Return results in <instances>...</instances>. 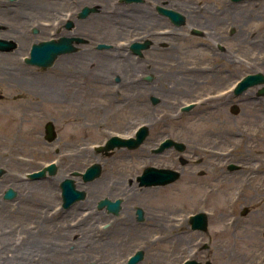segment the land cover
Returning <instances> with one entry per match:
<instances>
[{"label": "rangeland", "instance_id": "374dc122", "mask_svg": "<svg viewBox=\"0 0 264 264\" xmlns=\"http://www.w3.org/2000/svg\"><path fill=\"white\" fill-rule=\"evenodd\" d=\"M18 1H12L11 6L20 8L22 4ZM36 1L40 4L44 0H32L30 12H36V21L16 27L22 30L19 34L15 27H7V23L15 26L10 20L13 16L0 17V37H14L18 43L11 51H0V167L6 169L0 176L1 264H111V261L125 264L139 249L144 251V258L137 264H179L188 258L201 262L210 260L213 264H258L257 259H264V227L259 224L264 222V101L250 102L245 110L234 115L227 109L212 110L217 103L208 102L210 99L206 96L209 95L174 93L168 98L172 104L168 108L144 112L145 117L140 118L141 113L125 102L126 94H117L113 86L107 95L98 88L90 89L91 97L80 93L81 98L87 97V102L78 101L74 96L72 99L74 87L68 88L62 81L64 77L68 83L70 69L63 75L57 64L39 67L27 63L25 57L33 42L57 33L58 27L41 30V20L69 16L76 0H51L55 9L49 7L51 10L45 15L41 5L35 6ZM15 18L20 19L18 15ZM73 58V54L62 55V62L74 69ZM112 67H115L113 61L109 70ZM183 81L180 79L177 83L181 84L174 86L183 89ZM253 91L254 88H250L241 97L251 96ZM160 97L166 98L162 93ZM190 101L198 103L191 110L182 111L181 106ZM147 115L155 123V129L160 126L167 130L165 124L186 125V129L192 131L191 139L186 141L188 149L207 158L209 165L203 167H210L209 173L222 167L227 169L224 161L243 159L246 165L242 177L244 182L251 179L253 186L238 187L241 177L210 187H193L186 182L189 174L185 170L183 176L168 187H158L170 188L168 192L172 196L161 197L164 192L158 189L150 192L140 189L131 179L135 181L143 165L155 162L162 165L166 160L165 155L152 156L155 141L146 139L137 148H115L111 154L98 152L95 146L104 143L113 133L134 132L138 124L148 121ZM49 120H53L58 133L52 141L46 140L44 135V126ZM87 122L90 124L88 132L84 127ZM53 160L59 167L56 174L41 179L28 177L30 171ZM94 162H100L103 167L98 178L84 181L81 176L73 175L74 171H84ZM65 177H74L78 188L86 189L88 196L68 209L56 208L62 203L60 182ZM9 187L17 193L12 199H5L4 192ZM53 194L57 195L56 199ZM105 196L123 198L119 216L109 217L96 208L97 201ZM183 202L186 205L183 206ZM160 205L173 211L183 210V222L178 228L159 219ZM138 206L145 211L141 221L136 218ZM243 206L255 208L252 217L240 214ZM53 208L54 212H59L51 215ZM201 210L209 215L206 232L193 230L189 224L190 214ZM61 213L60 234L55 236L53 218ZM93 234L100 241L94 247V254L80 259L83 250L89 248L87 238ZM156 237L161 241L153 243ZM121 239L125 245H117V251L109 248L108 253V244ZM54 243L57 249L52 247L55 249L51 250L50 245ZM165 248L168 251L162 250ZM64 249L73 253L69 254L70 259L62 254ZM17 251L14 258L12 252ZM28 251L32 254L27 255ZM163 252L166 255L160 254Z\"/></svg>", "mask_w": 264, "mask_h": 264}, {"label": "flooded vegetation", "instance_id": "af4514ba", "mask_svg": "<svg viewBox=\"0 0 264 264\" xmlns=\"http://www.w3.org/2000/svg\"><path fill=\"white\" fill-rule=\"evenodd\" d=\"M44 19L42 27H58L54 37L73 38L74 50L63 54H73L78 66L72 99L87 102V97L81 98L80 93L91 97L90 89L98 88L107 95L113 86L117 94H126L125 102L141 113L140 118L145 117L144 112L168 108L172 105L168 98L174 93L209 95L208 102L217 103L212 110L233 112V106L237 105L238 113L250 102L264 101L261 92L264 89V0H76L69 16ZM111 61L115 67L109 70ZM250 75L260 82L252 86L251 96L243 98L249 89L236 92L235 87ZM180 79H184L185 86L178 90L174 85L181 84L177 83ZM76 83L81 86L78 90ZM160 93L166 98L161 99ZM154 96H158L157 102ZM149 117L140 124H148L146 139L156 144L168 137L186 144L192 137V131L183 124H165L167 130L160 126L155 129ZM89 125L87 122L84 126L86 132ZM161 155L166 156L162 165L144 164L143 169L149 165L176 168L180 172L178 179L188 170L186 182L193 187L240 179L246 165L240 158L233 161L237 167L231 171L228 169L231 161L222 159L227 169L222 167L209 173L211 168L203 167L209 165L207 158L188 149L187 144L183 151L172 146L152 154ZM235 172L238 174L234 175ZM244 180L242 177L238 181V187L253 186L251 179ZM136 182L145 188L169 185ZM254 209L243 206L240 214L252 217ZM104 211L109 217L112 215ZM259 224L264 227V222Z\"/></svg>", "mask_w": 264, "mask_h": 264}, {"label": "water", "instance_id": "95a60500", "mask_svg": "<svg viewBox=\"0 0 264 264\" xmlns=\"http://www.w3.org/2000/svg\"><path fill=\"white\" fill-rule=\"evenodd\" d=\"M73 38L64 37L62 40H48L40 41L33 43L30 57L26 58V61L30 64L37 66L48 67L52 65L58 55L64 52H70L74 50L72 44ZM15 46L14 41H8L0 38V49L9 50ZM258 81L254 76H248L246 79L242 80L239 86L236 88L237 92H240L251 85L256 84ZM264 92V90H262ZM157 98L154 99L156 101ZM193 105L185 106L184 109L189 110ZM236 108V107H235ZM234 108V111L236 109ZM47 137L53 139L56 137V132L54 125L49 121L46 125ZM148 133V127L146 125L141 126L136 134V137H121L119 135H113L110 137L105 144L97 147L98 151H104L107 154H110V150H113L115 147L128 146L129 148H135L139 146L145 139ZM175 144L179 150L184 149V143L173 140L166 139L164 140L155 151L160 152L165 148ZM235 164H230L229 168L234 169ZM49 170L50 174H54L57 171V165L52 163L39 171H34L29 173L31 178H40L46 175V170ZM4 172V169L0 167V175ZM102 172V165L99 162H95L92 165L88 166L85 172L82 173L83 179L85 181L93 180L96 177L100 176ZM74 174H80L79 172H74ZM179 175V172L172 168H158L155 166H149L145 171L138 176V179L141 181V184H160L168 183L175 180ZM62 197H63V206L69 207L74 202L86 198V190L78 189L76 182L71 177H66L61 182ZM16 195V191L9 187L4 194L5 198L11 199ZM107 206L110 211H113L114 214H119L122 208V199L117 198L115 200L110 199L109 197L101 198L98 201V208H103ZM143 209L141 207L137 208L138 219H143ZM193 228L205 229L207 228V216L204 212H198L191 216L190 218ZM144 257V251L138 250L134 255H132L126 264H136ZM182 264H203L202 262L196 259H188ZM205 264H212L211 261L205 262Z\"/></svg>", "mask_w": 264, "mask_h": 264}, {"label": "bare ground", "instance_id": "6f19581e", "mask_svg": "<svg viewBox=\"0 0 264 264\" xmlns=\"http://www.w3.org/2000/svg\"><path fill=\"white\" fill-rule=\"evenodd\" d=\"M5 1H6V3H5ZM42 1V0H41ZM20 4H22L21 6H20V8H13L12 6H11V4H12V1H10V0H0V17L1 16H13L10 20L11 21H14L15 22V26L13 25V24H11V23H7L8 24V27H15L14 29L15 30H17L18 31V34H19V30H20V28H16V27H22L24 24H27V22L29 23V21H32V22H34V21H36V19L37 18H35L36 17V12H30L31 11V9L33 8L31 5H32V0H19L18 1ZM44 2V3H43ZM43 2H40V4L38 3V1H36V3H35V6L37 5V6H40L41 5V10H42V12H43V14L45 15V14H48L49 12L48 11H50L51 10V8H49V7H52L53 9H55L54 8V6H55V4H52V1L51 0H44ZM11 3V4H10ZM44 4V5H43ZM28 7V8H27ZM30 9V10H29ZM36 9V8H35ZM34 10V9H33ZM15 12H18L17 13V15L20 17V19H17V18H15V16H17L16 15V13ZM52 12V11H51ZM50 12V13H51ZM21 15V16H20ZM0 23H1V21H0ZM41 25V24H40ZM40 27H42V26H40ZM43 28V27H42ZM42 28H41V30H42ZM20 32H22V30H20ZM12 38H14V37H12ZM15 40H16V38H14ZM16 42H17V40H16ZM18 44V43H17ZM1 56V55H0ZM3 59H6V58H3ZM68 63V62H67ZM73 63H74V65H75V67H73L74 69H71V65L68 63V65L66 64V62H62V55L59 57V58H57L56 59V61H55V63H54V65H56L57 66V68L59 69V71H60V73L61 74H63V75H65L66 74V72H67V70L68 69H70V74H71V77H69L68 76V78L70 79V78H75V73L77 72V63L75 62V59L73 58ZM70 66V67H69ZM64 79V77L62 78V81L64 82V85L65 86H68V88H71L72 89V87H76V86H74V80L73 81H69V79H68V83H65V81L63 80ZM77 85H78V87H77V90L78 89H80L81 88V86L79 85V83H76ZM77 94H78V92H77ZM263 132H262V137L264 138V124H263ZM128 133V132H127ZM60 178H61V176H60ZM132 180V182H134V184H136L140 189H143V190H146V191H148V192H150V191H153V190H156V189H158L157 191H162V192H164V193H162L161 195V197H163V196H167V197H169L170 195H171V193L170 192H168V191H170V188H163V190L162 189H160V188H157V187H147V188H145V187H142V186H139L138 184H137V182L136 181H134V179H131ZM160 189V190H159ZM180 193L181 192H185V191H179ZM47 196V195H46ZM172 196V195H171ZM52 197L53 198H57V195L56 194H53L52 195ZM163 201H165L164 199H162ZM163 203V202H162ZM183 204V206L184 205H186L185 204V202H183L182 203ZM167 205H170V204H167ZM61 211V210H60ZM182 209H178V210H175V211H173V210H171V209H165L164 208V206L163 205H160V207L157 209V216L159 217V219L160 220H166L167 222H168V224L171 226V227H175V228H178L181 224H182V222H183V214H182ZM57 212H59V211H55V212H53L51 215H54V214H56ZM95 216H93V218H94ZM44 219L46 220V221H48L49 219H48V217H44ZM61 220H63V213H61V214H59V215H57V216H55L54 218H53V221H54V223L56 224L55 225V231H53L54 233H55V236H59V234H60V223H61ZM95 221V220H94ZM128 238V237H127ZM87 240H89L88 241V245H89V248L87 249H85V251L83 250V252L81 253V257H80V259H83V258H85V257H87V256H89V255H91V254H94V251H95V249H94V247L96 246V243L98 242H100L99 241V238L98 237H96L95 236V234H93V235H91V236H89L88 238H87ZM157 241H161V238L160 237H156V238H154V240L152 241L153 243H156ZM117 241L116 240H114V241H112L111 243H109L108 244V253L110 252L109 251V248H111L112 250H118L117 248H116V246L117 245H125V243H124V240L123 239H121L118 243H116ZM52 245V246H51ZM50 245V248H51V250L52 249H57V247H56V244L54 243V245L53 244H51ZM90 246H92V249L90 250ZM5 247V246H4ZM3 247V248H4ZM52 247H55V248H52ZM162 250H165V251H168L167 250V248H165V249H162ZM112 253V252H111ZM116 253H119V252H116ZM18 254V251H17V253L16 252H12V255L13 256H15L14 258H16V255ZM27 255H30V254H32V252H27L26 253ZM62 254H64V256H65V259H70L68 256H69V254L70 255H73V253H70V251H68L67 249H64L63 251H62ZM162 256H164V255H166V253H160ZM66 255H67V257H66ZM0 256H1V251H0ZM89 257H91V256H89ZM13 259V258H12ZM11 258H10V261L9 262H12L13 260H12ZM16 263H18V260L17 261H15ZM257 262V261H256ZM3 263H5V262H2V264ZM0 264H1V260H0ZM111 264H113V261H111ZM258 264H264V259H261V260H259L258 261Z\"/></svg>", "mask_w": 264, "mask_h": 264}]
</instances>
